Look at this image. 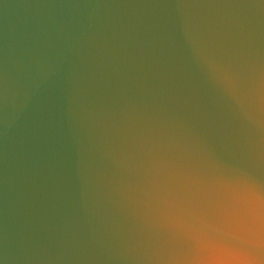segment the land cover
<instances>
[{"label": "water", "instance_id": "obj_1", "mask_svg": "<svg viewBox=\"0 0 264 264\" xmlns=\"http://www.w3.org/2000/svg\"><path fill=\"white\" fill-rule=\"evenodd\" d=\"M0 264H264V0H0Z\"/></svg>", "mask_w": 264, "mask_h": 264}]
</instances>
